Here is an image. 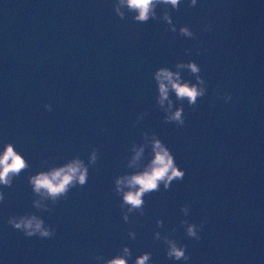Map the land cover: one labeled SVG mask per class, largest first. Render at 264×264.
Wrapping results in <instances>:
<instances>
[{"label":"clouds","instance_id":"1","mask_svg":"<svg viewBox=\"0 0 264 264\" xmlns=\"http://www.w3.org/2000/svg\"><path fill=\"white\" fill-rule=\"evenodd\" d=\"M182 3L188 7H195L198 0H113V11L121 19L126 20L131 14L135 23L145 24L150 20L163 21L170 31L181 38L197 40L195 48L197 56L209 51L204 42L199 40L196 32L189 25H180L174 22L172 11H179ZM162 8V14L157 10ZM214 25L210 22L205 25L204 31H213ZM193 49H185L186 55H191ZM175 70L168 66L159 67L153 73V79L157 85L158 94L156 105L164 113V122L174 124L177 128L186 126L184 104L187 102L191 108H196L199 100L207 95L208 85L202 73L201 65L196 60L179 61L174 65ZM187 71L192 79H185L183 73ZM217 97L223 99L224 103L232 100L230 92H217ZM45 108L51 112L52 104H46ZM147 115L142 113L137 117V123ZM107 131V128L103 129ZM142 143L132 142L131 155L126 157L125 167L131 171L125 172L114 179L113 192L120 197L119 208L125 223L131 222L132 215L144 216L146 200L145 197L154 192H159L161 186L165 191L170 190L174 181H183L186 170L176 163L172 150L159 138L156 133L147 131L142 133ZM99 148L93 147L87 162L79 156L72 157L60 165H49L35 174H30L28 183L33 192V207L37 212H51L53 206L61 200L68 198L73 188H83L89 179L90 167L97 164L99 160ZM48 165V161L44 162ZM30 168L25 156L17 151L14 143L8 142L0 150V203L5 200L3 188H11L14 180ZM184 217L191 213V206L183 204L180 207ZM207 219L202 220L199 225L188 219L180 221V227L184 228L188 238L200 241ZM7 223L14 229L21 231L26 237H39L51 239L56 235L57 229L46 224L44 218L36 212H26L22 215H14L8 218ZM157 227L164 228V221L157 220ZM177 231H156L154 239L162 241L165 245L166 257L180 264H188L191 254L187 251V245L173 237L172 233ZM136 232L129 231L130 239H136ZM133 257L132 248L122 245L117 253L106 258L103 253L93 257L96 264H130ZM132 264H154L151 252H144L136 256Z\"/></svg>","mask_w":264,"mask_h":264}]
</instances>
